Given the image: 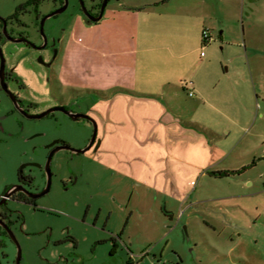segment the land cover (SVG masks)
Here are the masks:
<instances>
[{"label":"rangeland","instance_id":"1","mask_svg":"<svg viewBox=\"0 0 264 264\" xmlns=\"http://www.w3.org/2000/svg\"><path fill=\"white\" fill-rule=\"evenodd\" d=\"M27 1L0 0V15L9 16ZM150 1L153 0H109L105 13L120 4L134 7ZM83 2L89 7L94 0ZM77 3L70 0L68 10L49 19L45 29L77 12ZM218 6L219 20L207 29L212 40L206 43L205 54L217 57L225 71L228 67L233 70L234 66L251 71L254 77L257 72L262 73L261 80L253 81L250 125L233 128L230 152L214 170L234 172L245 168V171L223 178L203 171L194 179L187 199L181 200L105 170L100 190L96 184L101 172L93 164L90 169L96 173L92 177L96 181L86 199L76 197L70 203L44 207V212L61 219L34 220L38 227L68 228L74 243L52 250V247L42 249L44 239L26 241L23 264H48L47 261L64 264L59 259L61 254H70L69 264H128L130 260L134 264H264V0H218ZM55 7L53 2L46 1L40 11L47 13ZM64 80L68 83V79ZM244 102L249 105L246 99ZM3 113L1 108L0 116ZM48 121H41L40 127L33 131H25L24 138L40 145L66 137L79 145L91 133L83 120L70 124ZM241 122L245 123L244 118ZM4 126L16 128L10 120ZM34 132L41 136L34 137ZM6 137L0 131V140ZM16 149L0 145V178L14 172ZM8 253L14 259L13 246ZM146 253L149 254L143 256Z\"/></svg>","mask_w":264,"mask_h":264},{"label":"crops","instance_id":"2","mask_svg":"<svg viewBox=\"0 0 264 264\" xmlns=\"http://www.w3.org/2000/svg\"><path fill=\"white\" fill-rule=\"evenodd\" d=\"M218 20V0L120 4L96 24L76 20L60 77L99 95L105 171L181 200L198 174L216 172L262 77L205 54L203 32Z\"/></svg>","mask_w":264,"mask_h":264},{"label":"flooded vegetation","instance_id":"3","mask_svg":"<svg viewBox=\"0 0 264 264\" xmlns=\"http://www.w3.org/2000/svg\"><path fill=\"white\" fill-rule=\"evenodd\" d=\"M46 1L53 2L56 7L43 13L40 7ZM103 1L94 0L93 5L85 6V14L77 0V12L70 13L63 22L46 30L49 19L58 18L68 10L69 0L66 11L46 20L44 31L41 29L42 20L62 8L64 0H29L9 16L0 15V49L3 54L0 55V109L4 108L0 131L7 136L0 140V145L17 147L13 157L14 172L0 178V264H23L26 241L44 239L42 249L52 247V250L74 243L68 228L38 227L34 220L37 217L61 219L44 212V207L58 202L70 203L76 197L86 199L89 188L91 190L96 181L92 180L96 173L90 169L93 164L101 172L96 188H103L105 169L98 156L100 114L95 110L94 98L99 99V95L88 89H75L60 77L76 20L79 18L87 25L85 20L89 19L86 15L98 17ZM7 120L15 123L14 130L4 126ZM43 120L54 124L83 120L91 128V133L79 145L66 137H56L40 145L31 138H24L25 131L40 127ZM96 129L97 135L92 141ZM32 135L41 136L36 132ZM83 150L86 151L81 152ZM10 246L15 250L14 259L8 253ZM59 259L69 264L70 254H61Z\"/></svg>","mask_w":264,"mask_h":264},{"label":"water","instance_id":"4","mask_svg":"<svg viewBox=\"0 0 264 264\" xmlns=\"http://www.w3.org/2000/svg\"><path fill=\"white\" fill-rule=\"evenodd\" d=\"M79 1H80L81 6L84 8V13L86 14V8H85V4H84L83 0H79ZM64 2H65V4H64V6L62 8H60L56 12L52 13L51 15L46 16L42 20V22H41V29H42V31H44V25H45V22H46L47 19H49V18H51V17H53L55 15H59V14L63 13L64 11H66V9L68 8V5H69V0H64ZM108 2H109V0H104L103 1L102 7H101V13H100V15L98 17H96V18H90L88 15H86L87 18L89 19V20H87V19L85 20V22H86L87 25H91L93 23H98V22H100L103 19V16H104L105 10L107 8ZM0 55L1 56L3 55L1 49H0ZM2 62H3V60H2ZM2 69H3V63H2ZM47 113H49V112H47ZM45 114H43L41 116H38V117L39 118L40 117H43ZM96 135H97V129L95 130V132L93 134L92 141H94ZM89 148H90V146L88 148H86V150H88ZM86 150H83L81 152H85Z\"/></svg>","mask_w":264,"mask_h":264},{"label":"trees","instance_id":"5","mask_svg":"<svg viewBox=\"0 0 264 264\" xmlns=\"http://www.w3.org/2000/svg\"><path fill=\"white\" fill-rule=\"evenodd\" d=\"M243 171H245V168H243L242 170L234 171V172L219 171V172H209V174L212 176L223 178V177H229L230 175H233V174H241Z\"/></svg>","mask_w":264,"mask_h":264},{"label":"built area","instance_id":"6","mask_svg":"<svg viewBox=\"0 0 264 264\" xmlns=\"http://www.w3.org/2000/svg\"><path fill=\"white\" fill-rule=\"evenodd\" d=\"M203 38H204L205 43H207L208 41H211V40H212V38H211V36H210L208 30H204V32H203ZM189 95H190V96H193V92H190ZM148 254H149V253H146V254L143 255V256H147ZM128 264H134V263H133L132 260H130ZM138 264H140V263H138ZM151 264H158V263H155V262H154V263H151Z\"/></svg>","mask_w":264,"mask_h":264}]
</instances>
